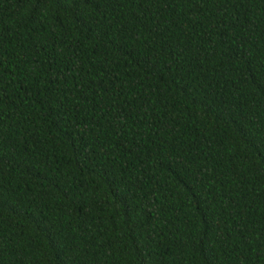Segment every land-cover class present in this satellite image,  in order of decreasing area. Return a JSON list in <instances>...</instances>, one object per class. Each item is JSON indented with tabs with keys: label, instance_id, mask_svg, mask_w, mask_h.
<instances>
[{
	"label": "trees",
	"instance_id": "16d2710c",
	"mask_svg": "<svg viewBox=\"0 0 264 264\" xmlns=\"http://www.w3.org/2000/svg\"><path fill=\"white\" fill-rule=\"evenodd\" d=\"M0 264H264V0H0Z\"/></svg>",
	"mask_w": 264,
	"mask_h": 264
}]
</instances>
